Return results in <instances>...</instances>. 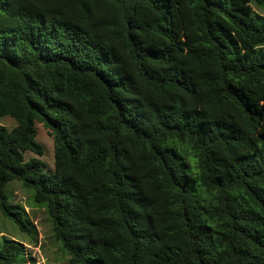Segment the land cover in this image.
<instances>
[{"label": "trees", "instance_id": "16d2710c", "mask_svg": "<svg viewBox=\"0 0 264 264\" xmlns=\"http://www.w3.org/2000/svg\"><path fill=\"white\" fill-rule=\"evenodd\" d=\"M264 0H0V213L18 182L67 264H264ZM36 125L52 139L40 159ZM0 239V264L24 263Z\"/></svg>", "mask_w": 264, "mask_h": 264}, {"label": "rangeland", "instance_id": "374dc122", "mask_svg": "<svg viewBox=\"0 0 264 264\" xmlns=\"http://www.w3.org/2000/svg\"><path fill=\"white\" fill-rule=\"evenodd\" d=\"M264 15V12L257 10ZM15 126L11 119L0 120V127L8 130ZM36 141L44 148L40 158L47 171L53 170L54 154L52 139L41 125H36ZM7 195L11 206L23 209L30 223V229L35 235L20 232L14 224L0 213V239L17 241L24 248V263L22 264H67L68 257L53 240L50 223L42 206L32 202V192L23 188L20 183L13 182L7 187Z\"/></svg>", "mask_w": 264, "mask_h": 264}]
</instances>
